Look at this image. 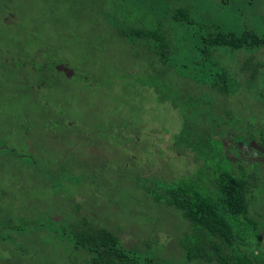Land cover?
Returning <instances> with one entry per match:
<instances>
[{"label":"rangeland","instance_id":"1","mask_svg":"<svg viewBox=\"0 0 264 264\" xmlns=\"http://www.w3.org/2000/svg\"><path fill=\"white\" fill-rule=\"evenodd\" d=\"M176 9L194 24L168 23L166 71L112 34ZM212 26L264 37V0H0V264H91L70 239L84 222L144 264H185L188 223L153 199L202 166L174 141L184 122L171 98L195 107L191 121L213 117L235 171L256 176L250 215L264 224V44L210 48ZM220 73L226 94L202 83Z\"/></svg>","mask_w":264,"mask_h":264},{"label":"trees","instance_id":"2","mask_svg":"<svg viewBox=\"0 0 264 264\" xmlns=\"http://www.w3.org/2000/svg\"><path fill=\"white\" fill-rule=\"evenodd\" d=\"M171 22L194 24L184 10L176 9L169 18L159 19L154 28H116L112 34L119 42L123 39L128 45L145 46L146 51L158 58V64L164 66L166 71V49L170 47L167 28ZM202 41L210 48L225 46L241 50L264 44V37L257 36L250 30L235 36L212 26L211 30L204 31ZM158 69L154 73L164 72ZM42 71L41 67L35 73L41 74ZM202 83L218 87L226 94L225 73L208 74ZM221 83L223 87H219ZM151 85L158 94V100L166 102V92L161 90L160 85L153 82ZM164 87L166 88V84ZM190 99L195 102V99ZM190 99L188 98V102ZM171 105L179 110L184 122L181 132L174 138L175 143L189 148L202 166L197 171L196 179L185 178L166 184L161 193L154 194L153 199L156 203L178 211L183 221L188 223L186 237L180 240L185 264H264V224L250 215L253 181L256 176L253 172L242 170V167L238 169L239 172L235 171L224 149V134L217 135L213 117L206 118L204 114L194 122L191 121L196 117L194 106L187 108V105L183 108L182 103L178 105L173 98ZM190 111L192 116L188 118ZM251 141L253 139L248 140V143ZM261 143L264 145V142ZM214 159L217 161L214 162ZM81 229L70 239L76 248L91 255V264H144L135 250L125 248L121 239L110 231L88 228L86 222ZM146 264L152 263L147 261ZM154 264H166V261Z\"/></svg>","mask_w":264,"mask_h":264},{"label":"water","instance_id":"3","mask_svg":"<svg viewBox=\"0 0 264 264\" xmlns=\"http://www.w3.org/2000/svg\"><path fill=\"white\" fill-rule=\"evenodd\" d=\"M56 70L64 72L67 77H70L72 74L71 71H69L68 69H66L65 67H62V66H57Z\"/></svg>","mask_w":264,"mask_h":264},{"label":"flooded vegetation","instance_id":"4","mask_svg":"<svg viewBox=\"0 0 264 264\" xmlns=\"http://www.w3.org/2000/svg\"><path fill=\"white\" fill-rule=\"evenodd\" d=\"M4 67H6V66H5V64H4L3 68H4ZM61 73H63V74L65 75V73H64V72H61ZM65 76H66V75H65Z\"/></svg>","mask_w":264,"mask_h":264}]
</instances>
